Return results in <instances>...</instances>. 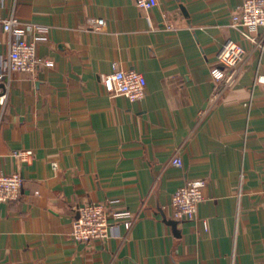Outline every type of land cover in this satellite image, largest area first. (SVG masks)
I'll return each instance as SVG.
<instances>
[{
  "label": "crops",
  "instance_id": "crops-1",
  "mask_svg": "<svg viewBox=\"0 0 264 264\" xmlns=\"http://www.w3.org/2000/svg\"><path fill=\"white\" fill-rule=\"evenodd\" d=\"M244 1L0 0V66L12 17L54 63L0 89V175L25 179L0 203V264H264V51L231 26ZM228 39L249 52L231 87L211 74ZM115 70L141 72L145 97L107 92ZM198 179L205 199L178 235L172 196ZM87 202L136 220L78 244L74 208Z\"/></svg>",
  "mask_w": 264,
  "mask_h": 264
},
{
  "label": "built area",
  "instance_id": "built-area-1",
  "mask_svg": "<svg viewBox=\"0 0 264 264\" xmlns=\"http://www.w3.org/2000/svg\"><path fill=\"white\" fill-rule=\"evenodd\" d=\"M141 10H149L156 0H135ZM103 20L95 21L96 29L104 26ZM231 26L264 51V0H245L231 18ZM2 28L16 38L11 44L9 58L0 66V83H9L15 72L34 74L46 68L54 67V63L40 58L37 53V41L23 37L31 26L23 24L15 17L2 22ZM262 33L259 37V33ZM247 48L232 39H228L221 47L218 59L222 68L216 67L211 74L217 84L231 87L235 83L236 70L247 59ZM262 81V79H260ZM103 85L113 96H124L131 102H137L145 97L147 80L137 70H115L103 78ZM6 93L0 96L4 103ZM22 163L28 162L33 151H15L12 155ZM175 167H183L181 156L172 159ZM25 185V179L20 171L10 175H0V203L19 200ZM207 187L205 179L192 180L178 188L172 196L173 219L178 223L195 220L199 207L203 203L204 190ZM72 237L75 242L91 246L96 241L106 242L115 237L119 225L128 230L136 218L129 212L115 210L103 203L87 202L74 208Z\"/></svg>",
  "mask_w": 264,
  "mask_h": 264
},
{
  "label": "water",
  "instance_id": "water-1",
  "mask_svg": "<svg viewBox=\"0 0 264 264\" xmlns=\"http://www.w3.org/2000/svg\"><path fill=\"white\" fill-rule=\"evenodd\" d=\"M0 89H5V84L4 83L0 84ZM166 221L168 222V224H171L174 227L176 233L179 235L180 234V230L177 229V226H178L179 223L177 221H175V220H169V221L166 220Z\"/></svg>",
  "mask_w": 264,
  "mask_h": 264
}]
</instances>
